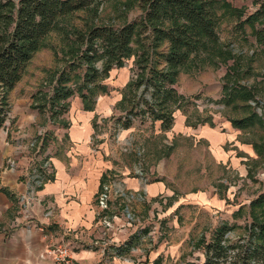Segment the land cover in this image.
<instances>
[{"label":"rangeland","instance_id":"rangeland-1","mask_svg":"<svg viewBox=\"0 0 264 264\" xmlns=\"http://www.w3.org/2000/svg\"><path fill=\"white\" fill-rule=\"evenodd\" d=\"M223 1L235 13L244 12L246 16L258 7L256 0ZM141 14V9L128 0H109L97 11L78 12L63 26L69 32L101 24L120 26L139 20ZM230 14L226 8L219 9L222 20L217 47L200 54L181 70L175 88L182 105L174 107L170 130H162L160 121L133 116H129L131 125L124 128L130 115V99L135 97L137 101L143 91L130 89L140 71L135 57L100 82L106 90L97 96L91 110L97 109L98 114L92 121L87 145L91 162L107 166L97 203L101 209L100 197L107 193V207L100 212L105 213L103 228L110 230L106 232L109 234L95 233L90 243H97L92 244L94 249L104 246L111 254L130 247L120 256L122 264L144 263L162 247L165 254H170L165 264H204L205 242L216 229L222 225L234 227L228 238L238 241L247 234L245 228L255 216L264 218V209L251 206L264 195V127L241 130L231 123L245 118L252 109L264 116V48L256 44L249 28L248 38L239 37L234 28L237 18ZM70 61H76V56L69 45L52 33L10 94V119L0 137L7 134L26 165L36 168L37 181L41 173L47 177L53 171L48 157L42 160L40 153L44 151L39 144L49 156L65 154L71 145L63 130L40 136L37 127L27 121L34 119L39 110L34 107L40 105L43 110L39 111L52 119L45 108L44 92L54 89ZM226 87L232 92L240 87L256 92L248 102L250 108L239 98L226 105ZM144 96L150 99L149 92ZM75 97L66 104L70 106ZM65 125L68 127L67 123L61 126ZM78 147L82 144L74 146L76 151ZM116 234L119 240L114 242Z\"/></svg>","mask_w":264,"mask_h":264},{"label":"trees","instance_id":"trees-1","mask_svg":"<svg viewBox=\"0 0 264 264\" xmlns=\"http://www.w3.org/2000/svg\"><path fill=\"white\" fill-rule=\"evenodd\" d=\"M106 1L109 0H0V130L6 128L10 119L11 92L52 33H57L76 56V61H70L62 70L54 89L44 92L45 108L52 120L67 113L66 101L77 94L85 109L91 111L97 96L106 90L101 83L114 69L123 68L126 61L135 57L140 71L130 89L143 91L137 101L135 97L130 99V115L124 128L131 125L132 116L160 121L162 130L172 128L174 107L182 105L175 85L182 69L219 44L220 8L237 18L234 28L239 37L248 38L249 28L256 44L264 48V0H256L258 7L248 16L235 13L223 0H128L142 11L135 22L93 25L86 31L65 30L63 24L75 14L97 11ZM162 62L164 66L160 68ZM226 90V105L239 98L250 108L248 102L256 96V92L242 87L236 92L228 87ZM144 92L150 93V99ZM34 108L43 110L41 105ZM231 123L241 130L264 127V116L252 109L245 118L233 119ZM251 206L264 209V195L252 201ZM263 219L255 216L245 228L247 234L238 241L228 238L234 227L222 225L216 229L205 242L204 264H264ZM129 250L127 247L118 255Z\"/></svg>","mask_w":264,"mask_h":264},{"label":"crops","instance_id":"crops-1","mask_svg":"<svg viewBox=\"0 0 264 264\" xmlns=\"http://www.w3.org/2000/svg\"><path fill=\"white\" fill-rule=\"evenodd\" d=\"M83 103L78 95L70 101L66 114L52 120L37 110L34 119L27 121L37 127L40 136L63 130L71 145L65 154L49 156L37 143L44 151L40 153L42 160L48 157L53 167L51 175L41 173L38 181L36 168L26 165L8 135L0 137V264H54L49 251L63 246L70 248L75 264H122L123 257L107 252L102 245L94 249L92 244L97 243H90L95 233L104 235L110 230L103 228L105 213L97 203L101 178L108 170L104 163L91 162L87 143L98 112L85 111ZM64 123L68 127H62ZM79 144L82 147L76 151L74 146ZM114 237L112 241L119 240L117 234ZM162 249L141 264H165L170 254Z\"/></svg>","mask_w":264,"mask_h":264},{"label":"built area","instance_id":"built-area-1","mask_svg":"<svg viewBox=\"0 0 264 264\" xmlns=\"http://www.w3.org/2000/svg\"><path fill=\"white\" fill-rule=\"evenodd\" d=\"M108 195L103 193L100 197V206L107 207ZM54 256V264H75L71 250L68 246L58 247L49 251Z\"/></svg>","mask_w":264,"mask_h":264}]
</instances>
